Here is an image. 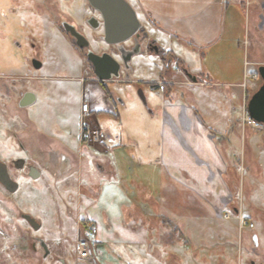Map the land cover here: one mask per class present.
Segmentation results:
<instances>
[{
  "label": "crops",
  "instance_id": "1",
  "mask_svg": "<svg viewBox=\"0 0 264 264\" xmlns=\"http://www.w3.org/2000/svg\"><path fill=\"white\" fill-rule=\"evenodd\" d=\"M127 1L167 36L162 47L156 45L157 51L171 50L172 57L182 61V65L176 66L173 60L166 65L160 54L163 62L157 78L169 81L160 101L146 100L139 82L154 79L132 77L130 73L137 67L131 62L128 77L120 74L119 78L97 79L93 69L85 65L83 51L70 42L67 34V43L74 44L80 55L69 62L76 73L66 77L78 88L79 116L85 101L89 110L85 120L104 129L107 137L88 143L80 152L77 145L76 153L75 145L64 133L69 111L62 112L60 118L26 116L25 123L34 132L30 139L37 176L43 180L42 170H48L56 178L51 191L67 190L66 202L71 204L67 213L75 214V223L78 213H87L97 224L99 244L119 243L126 251L127 264H150L154 258L148 251L151 239L169 245L176 242L161 236L167 226L182 231L185 221L208 220L225 211L236 222L235 212L239 210L263 221L264 125L258 132V127L242 122L251 95L247 98L246 53L237 42L236 29L228 26L224 38L225 27L219 25L226 20L231 24L241 12L248 18L255 12L264 18V0H135L138 5ZM183 44L189 49L187 54L178 53ZM203 48L207 49L202 52L204 57L210 52L215 61L228 66L231 56L238 66L228 77L196 66L190 51ZM35 60L39 65H34ZM31 64L34 68L42 65L39 59H31ZM132 87L138 89L145 106L135 100ZM27 90L34 93L35 99L25 107L34 104L38 91H43L41 86L25 87L18 101ZM112 122L120 130L118 135L110 131ZM90 159L93 168L89 166ZM244 174L250 179L246 188ZM151 178H158L157 198L144 185L146 180L151 185ZM45 188L49 190V185ZM224 227L226 232L219 234L218 230L216 235L229 237L228 225ZM188 229L184 230L189 237L201 234ZM172 252L155 257L159 262L179 264ZM71 259L73 264H90L76 256ZM60 261L63 262L61 258ZM95 264L115 263L105 260Z\"/></svg>",
  "mask_w": 264,
  "mask_h": 264
},
{
  "label": "rangeland",
  "instance_id": "2",
  "mask_svg": "<svg viewBox=\"0 0 264 264\" xmlns=\"http://www.w3.org/2000/svg\"><path fill=\"white\" fill-rule=\"evenodd\" d=\"M134 5H138L135 0ZM85 0H0V160L9 165L10 176L18 183L14 191L7 190L0 184V264H73L75 246V214H68L66 202L67 190L51 191L56 178L48 170H42V176L31 177L28 174V164L37 165L33 158L32 127L25 123L26 116L42 118L45 115L61 117L62 112L69 111L64 133L68 135L69 142L75 147L79 146L78 140V88L67 76L76 72L70 67L69 62L79 58L78 48L68 42V35L61 31L60 21L62 18L76 23L89 41V48L94 52L108 50L117 57L115 46L108 44L97 35L101 29L93 30L83 22V17L88 15ZM259 6L256 5V11ZM143 31L125 40L123 45H134L136 41L140 45L137 54L131 58L132 66L137 70L131 72L132 77L139 79H155L158 77V68L162 65L158 51L150 50L148 45L153 41L158 47L167 42V36L161 29L154 25V21L145 17L142 13H136ZM221 20V19H220ZM220 28L225 27L224 38L228 32V26L236 29L237 42L243 46L247 65L246 80L247 98L256 90L260 77L254 78L257 74V67L264 64V18L258 17L255 12L249 18L241 12L237 18L220 22ZM68 37V38H67ZM70 40V39H69ZM74 39L71 37L70 42ZM169 41V40H168ZM178 50L179 54H187V45ZM218 48V47H216ZM219 49V48H218ZM207 50V49H206ZM203 49H193L190 56L193 63L204 69H211L218 74L230 76L233 68L238 66L232 60L228 66H223L222 61L214 60L211 53L204 57ZM241 58V56H240ZM31 59H39L41 67L34 68ZM85 59V58H84ZM191 60V62H192ZM86 61V59L84 60ZM85 65L90 69L89 63ZM177 66V64H175ZM178 69V68H177ZM18 74H26L18 77ZM122 76L125 71H120ZM34 75V76H33ZM44 75V76H39ZM54 77V78H53ZM251 80H258L252 83ZM142 91L146 94V100L150 103L160 101L162 90L152 89L148 83L140 81ZM110 84V83H109ZM125 86V83H121ZM41 86L43 91H38V100L28 107L19 105V94L25 87L37 89ZM110 88L113 86L110 85ZM134 97L141 106H145L144 99L136 87H132ZM253 89V90H252ZM39 90V89H38ZM156 102V103H157ZM258 125H251L259 127ZM28 127V128H27ZM59 133H63L59 129ZM111 133L118 135L117 124L111 126ZM74 151L77 153L78 148ZM96 154L97 152L94 151ZM24 158L22 168H16L13 160ZM92 159V158H91ZM89 160L90 168H93L92 160ZM153 167L152 164H150ZM152 172L149 176H152ZM244 174V187L250 179ZM260 179V177H259ZM144 185L150 188V193L157 198L158 178H151ZM49 185V190L45 186ZM239 201L242 195L239 194ZM185 208V207H184ZM71 212V211H70ZM226 212V211H225ZM229 212V211H227ZM23 213L30 214L39 223L40 227L34 229L22 216ZM261 219L257 220L243 211V214L254 222L253 228H245L239 231L236 222L231 217L226 218L223 214L220 217L200 221H185L182 231L173 226H167L161 236L166 241H173V245L162 244L154 238L150 240L151 247L148 249L150 264H166L159 262L155 257L158 254L164 256L168 251L174 250L179 258V264H264V211H261ZM227 231L229 237L216 235ZM191 226V227H190ZM199 230L201 234L189 237L187 230ZM187 232H185V230ZM188 229V230H189ZM214 231V232H212ZM257 235L255 245L252 234ZM204 234V236H202ZM39 239L45 241L48 252ZM143 247L146 249V245ZM99 251L96 257L98 263L110 261L115 264H127L125 249L116 242L102 241L99 244ZM60 258L63 262L60 261Z\"/></svg>",
  "mask_w": 264,
  "mask_h": 264
},
{
  "label": "water",
  "instance_id": "3",
  "mask_svg": "<svg viewBox=\"0 0 264 264\" xmlns=\"http://www.w3.org/2000/svg\"><path fill=\"white\" fill-rule=\"evenodd\" d=\"M87 2L100 13L103 27L101 39L115 46L117 57L107 51L97 53L90 50L87 38L74 28L73 25L67 24V22L63 25L65 32L75 40L77 46L86 48V57L91 63L93 73L97 79L109 80L119 78L122 69L125 71V76L128 77L127 70L130 69L132 55L140 50V45L137 42H134L135 44L130 47L123 45L125 40L137 34L140 27V22L134 8L127 0H87ZM153 49L157 51L158 47L153 45ZM33 63L36 66L39 65V62L36 60ZM257 72L261 83L249 96L246 109L252 119L259 123H264V64H260L257 67ZM192 79L196 80L195 77H192ZM34 99V93L27 90L22 95L19 105H27ZM24 161V158H17L14 159L13 163L18 168L23 165ZM38 174L37 168L31 166L30 176L35 177ZM0 184L9 191H14L18 186V183L10 176L7 164L2 160H0ZM22 216L34 229L40 227V223L30 214L23 213ZM252 238L256 245L257 235L255 233L252 234ZM39 242L44 248L45 253H47L48 248L45 241L39 239Z\"/></svg>",
  "mask_w": 264,
  "mask_h": 264
},
{
  "label": "built area",
  "instance_id": "4",
  "mask_svg": "<svg viewBox=\"0 0 264 264\" xmlns=\"http://www.w3.org/2000/svg\"><path fill=\"white\" fill-rule=\"evenodd\" d=\"M257 74L254 75V78ZM168 80L157 78L154 80H147L152 89L163 90ZM203 83V82H201ZM245 85V83H244ZM79 118V128H78V140H79V152L85 148L88 143L100 142L107 137V133L104 129L99 126H94L85 120L86 114L89 112L87 107V102L83 101L81 103ZM242 122L249 125H258L259 122L252 119L247 109L244 108V114L242 116ZM72 196H68L70 199ZM79 195L77 196V202H80ZM224 216L229 218L231 214L229 212H224ZM235 218L237 220V226L239 231L245 228H253L254 222L246 217L240 210L235 212ZM75 253L76 258L80 261L87 262L90 264L96 263V257L98 255L99 249V238L97 235V224L95 220L87 213H78L76 219V238H75Z\"/></svg>",
  "mask_w": 264,
  "mask_h": 264
},
{
  "label": "flooded vegetation",
  "instance_id": "5",
  "mask_svg": "<svg viewBox=\"0 0 264 264\" xmlns=\"http://www.w3.org/2000/svg\"><path fill=\"white\" fill-rule=\"evenodd\" d=\"M86 1V3H87V6H85L84 5V9L85 8H87L88 9V11H89V13H88V15H86V16H84L83 17V22H84V24H86L88 27H90V28H92L93 30H97V29H101V32L97 35V37H99L100 39H101V35H102V33H103V27H102V18H101V15H100V13L95 9V8H93L88 2H87V0H85ZM65 22H67V24H69V25H73L74 26V28H76L80 33H82L83 34V31L81 30V28L76 24V23H74L73 22V20L72 21H69V20H66V19H64V18H62L61 19V21H60V26H61V30H63L64 32H65V30H64V23ZM139 31H142V28H141V26L139 27V29H138V32ZM66 34H68L67 32H65ZM84 35V34H83ZM85 36V35H84ZM87 38V37H86ZM88 40V39H87ZM74 42V44L76 45V43H75V40L73 41ZM89 42V41H88ZM134 42H136V41H134ZM153 43H150L149 45H148V48H153ZM132 46V45H131ZM79 47V46H78ZM82 51H83V53H84V55H85V57H86V48L85 47H79ZM103 51H107V52H109V53H111L110 51H108V50H100V51H98L97 53H101V52H103ZM87 58V57H86ZM87 62L89 63V65H90V69L92 70L93 69V67H92V65H91V63L89 62V60L87 59ZM257 77H259V74L257 73ZM14 161V160H13ZM6 163V162H5ZM24 163H25V161H24ZM24 163H23V165H24ZM7 164V163H6ZM13 165H14V163H13ZM22 165V166H23ZM15 166V165H14ZM22 166L21 167H18V168H22ZM31 166H35V165H33V164H28L27 165V167H28V174L30 175V167ZM17 168V167H16ZM7 169H9V165L7 164ZM251 263L253 264V261H251Z\"/></svg>",
  "mask_w": 264,
  "mask_h": 264
},
{
  "label": "trees",
  "instance_id": "6",
  "mask_svg": "<svg viewBox=\"0 0 264 264\" xmlns=\"http://www.w3.org/2000/svg\"><path fill=\"white\" fill-rule=\"evenodd\" d=\"M159 53L161 54V57H162L164 60L167 61V62H166V65H170L171 60H173L174 63L177 64V65H182V61H181L180 58L172 57V52H171V50H166V51H165V50L160 49V50H159ZM85 59H86V61H87V58H86V57H85ZM166 65H165V66H166Z\"/></svg>",
  "mask_w": 264,
  "mask_h": 264
}]
</instances>
